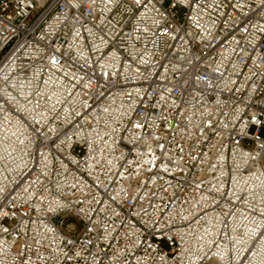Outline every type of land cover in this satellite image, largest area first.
<instances>
[{
	"label": "built area",
	"instance_id": "1",
	"mask_svg": "<svg viewBox=\"0 0 264 264\" xmlns=\"http://www.w3.org/2000/svg\"><path fill=\"white\" fill-rule=\"evenodd\" d=\"M264 0H0V264H264Z\"/></svg>",
	"mask_w": 264,
	"mask_h": 264
},
{
	"label": "rangeland",
	"instance_id": "2",
	"mask_svg": "<svg viewBox=\"0 0 264 264\" xmlns=\"http://www.w3.org/2000/svg\"><path fill=\"white\" fill-rule=\"evenodd\" d=\"M262 134L264 135V130L262 131Z\"/></svg>",
	"mask_w": 264,
	"mask_h": 264
}]
</instances>
